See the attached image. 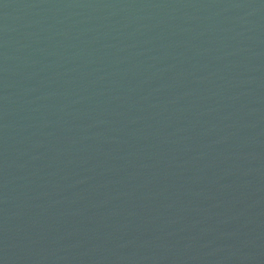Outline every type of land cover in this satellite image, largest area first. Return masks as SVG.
<instances>
[{
  "label": "water",
  "instance_id": "95a60500",
  "mask_svg": "<svg viewBox=\"0 0 264 264\" xmlns=\"http://www.w3.org/2000/svg\"><path fill=\"white\" fill-rule=\"evenodd\" d=\"M0 264H264V0H0Z\"/></svg>",
  "mask_w": 264,
  "mask_h": 264
}]
</instances>
